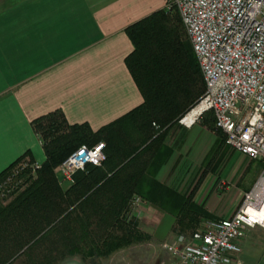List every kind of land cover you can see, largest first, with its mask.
Segmentation results:
<instances>
[{
	"label": "trees",
	"instance_id": "trees-1",
	"mask_svg": "<svg viewBox=\"0 0 264 264\" xmlns=\"http://www.w3.org/2000/svg\"><path fill=\"white\" fill-rule=\"evenodd\" d=\"M125 32L133 45L125 64L142 102L96 130L87 122L68 123L59 108L31 120L45 159L36 164L26 150L0 171V182L8 180L0 196V264H102L115 251L152 237L132 214L134 196L174 214L176 234L188 236L203 219L214 218L191 194L157 178L185 139L184 130L173 140L168 135L205 89L179 12L164 6ZM200 118L216 133L206 163L225 138L212 112ZM99 141L103 161L87 163L71 183L60 185L56 166L81 144Z\"/></svg>",
	"mask_w": 264,
	"mask_h": 264
},
{
	"label": "crops",
	"instance_id": "crops-1",
	"mask_svg": "<svg viewBox=\"0 0 264 264\" xmlns=\"http://www.w3.org/2000/svg\"><path fill=\"white\" fill-rule=\"evenodd\" d=\"M166 2L0 0V171L26 150L36 163L45 159L31 126L39 115L59 108L68 123L87 122L96 130L142 102L125 64L133 48L125 28ZM183 130V143L157 178L191 194L214 218L230 216L257 180L262 162L225 144L205 163L215 131L199 118L189 127L178 126L167 140ZM138 208L143 231L157 241L175 238L174 214L149 202ZM240 244V259L257 263L259 256L245 249L247 241Z\"/></svg>",
	"mask_w": 264,
	"mask_h": 264
},
{
	"label": "built area",
	"instance_id": "built-area-1",
	"mask_svg": "<svg viewBox=\"0 0 264 264\" xmlns=\"http://www.w3.org/2000/svg\"><path fill=\"white\" fill-rule=\"evenodd\" d=\"M171 6L179 12L205 83L179 124L189 127L212 112L225 144L261 161L262 168L230 216L203 219L190 235L177 234L161 246L171 256L167 264H249L239 257L240 243L250 229H264V0H168L165 8ZM103 148L99 141L73 150L55 168L59 184L71 183L87 163L100 164ZM30 167L34 172L35 164ZM7 181L0 182V196ZM144 202L134 196L132 211Z\"/></svg>",
	"mask_w": 264,
	"mask_h": 264
},
{
	"label": "rangeland",
	"instance_id": "rangeland-1",
	"mask_svg": "<svg viewBox=\"0 0 264 264\" xmlns=\"http://www.w3.org/2000/svg\"><path fill=\"white\" fill-rule=\"evenodd\" d=\"M138 207L132 211V214L138 218L140 226L143 219L139 217ZM166 218L162 228H165L169 222V217ZM242 241H247V247H245L247 253L258 255L257 262L264 264V229L259 226L252 228L251 232L249 231ZM162 243L163 241H157L154 237H151L147 241L135 243L115 251L109 258L102 260V264H167L169 254L162 248ZM74 263L79 264V262Z\"/></svg>",
	"mask_w": 264,
	"mask_h": 264
},
{
	"label": "water",
	"instance_id": "water-1",
	"mask_svg": "<svg viewBox=\"0 0 264 264\" xmlns=\"http://www.w3.org/2000/svg\"><path fill=\"white\" fill-rule=\"evenodd\" d=\"M69 264H78V263H69Z\"/></svg>",
	"mask_w": 264,
	"mask_h": 264
}]
</instances>
